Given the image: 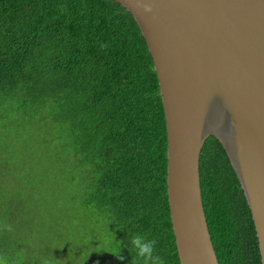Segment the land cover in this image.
I'll return each instance as SVG.
<instances>
[{"label": "trees", "instance_id": "obj_1", "mask_svg": "<svg viewBox=\"0 0 264 264\" xmlns=\"http://www.w3.org/2000/svg\"><path fill=\"white\" fill-rule=\"evenodd\" d=\"M167 150L158 75L131 12L114 0H0V264H131L137 232L181 264ZM200 173L220 264H262L216 136ZM119 249L122 259L109 253Z\"/></svg>", "mask_w": 264, "mask_h": 264}, {"label": "water", "instance_id": "obj_2", "mask_svg": "<svg viewBox=\"0 0 264 264\" xmlns=\"http://www.w3.org/2000/svg\"><path fill=\"white\" fill-rule=\"evenodd\" d=\"M114 1L135 17L158 75L181 264H220L200 173L201 152L212 135L238 176L264 264V0Z\"/></svg>", "mask_w": 264, "mask_h": 264}, {"label": "clouds", "instance_id": "obj_3", "mask_svg": "<svg viewBox=\"0 0 264 264\" xmlns=\"http://www.w3.org/2000/svg\"><path fill=\"white\" fill-rule=\"evenodd\" d=\"M143 7L145 11L150 12L152 10L150 5L145 4ZM113 241L119 242L114 239V234ZM129 244L128 250L132 254L131 264H165L164 258L156 254V239H150L146 234L137 232L129 238ZM120 249L109 253L122 259V257L119 256Z\"/></svg>", "mask_w": 264, "mask_h": 264}, {"label": "rangeland", "instance_id": "obj_4", "mask_svg": "<svg viewBox=\"0 0 264 264\" xmlns=\"http://www.w3.org/2000/svg\"><path fill=\"white\" fill-rule=\"evenodd\" d=\"M79 95H81V94H79ZM82 99H83V96H81V98H78V100H80V102H81ZM84 104H85V102H84ZM85 105H92V102L86 103ZM95 111H97V109L94 108V112ZM100 115L104 116V119H102V120H107V115H106V113H105V111L103 109H101L100 114L97 115V116H100ZM96 121H99V120H96ZM102 122H104V121H102Z\"/></svg>", "mask_w": 264, "mask_h": 264}]
</instances>
